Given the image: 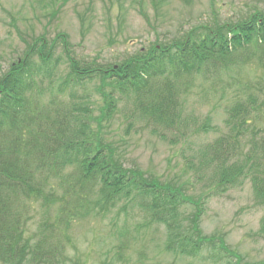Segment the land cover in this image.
Instances as JSON below:
<instances>
[{
  "label": "trees",
  "instance_id": "1",
  "mask_svg": "<svg viewBox=\"0 0 264 264\" xmlns=\"http://www.w3.org/2000/svg\"><path fill=\"white\" fill-rule=\"evenodd\" d=\"M60 36L28 41L23 56L0 75V264H65L73 224L106 218L116 208L127 215L137 208L148 224L164 225L167 253L193 259L208 251L215 263H241L224 236L203 232L206 199H194L185 183L127 166L111 133L117 93L133 99L131 111L147 125L175 127L185 139V94L197 83L209 85L214 96L230 93L226 131L188 163L193 168L197 159L198 181L210 182L215 195L250 179L264 203V9L238 20L215 14L104 64L76 58L66 42L59 53ZM62 58L68 65L61 71ZM252 63L259 73L250 76ZM94 82L101 85L97 115L87 91Z\"/></svg>",
  "mask_w": 264,
  "mask_h": 264
},
{
  "label": "rangeland",
  "instance_id": "2",
  "mask_svg": "<svg viewBox=\"0 0 264 264\" xmlns=\"http://www.w3.org/2000/svg\"><path fill=\"white\" fill-rule=\"evenodd\" d=\"M254 8L264 9V0H0V75L23 56L28 41L42 35L50 42L61 35L57 40L62 42L58 47L61 54L66 42L76 58L104 64L147 50L157 40L171 39L182 30L210 21L215 14L222 20H238ZM61 60L60 70H66L68 63ZM246 72L250 76L259 73L254 63ZM98 86L96 82L87 86L97 102L96 115L101 105ZM209 90V85L197 83L183 97L185 126L180 129L187 132L186 139L175 135V127L147 125L131 111L133 99L117 93L121 100L112 139L127 166L137 165L163 180L185 183L194 199H206L200 224L203 232L224 236L226 244L243 257L239 264H264V203L257 199L251 180L215 195L207 185L210 182L198 181L197 159L193 168L188 163L201 145L227 128L224 121L230 93L221 98ZM118 209L106 218L73 224V245L65 264H218L207 258L208 251L193 259L167 253L164 225L148 224L149 217L137 208L128 215ZM185 209L193 211L191 205ZM121 241L124 247L119 249Z\"/></svg>",
  "mask_w": 264,
  "mask_h": 264
}]
</instances>
